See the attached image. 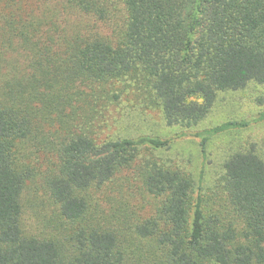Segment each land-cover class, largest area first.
I'll return each mask as SVG.
<instances>
[{"label": "trees", "instance_id": "trees-1", "mask_svg": "<svg viewBox=\"0 0 264 264\" xmlns=\"http://www.w3.org/2000/svg\"><path fill=\"white\" fill-rule=\"evenodd\" d=\"M250 84L264 88V0H0V264H264L257 146L210 191L165 156L263 122L190 132ZM127 90L182 132L104 136ZM30 190L53 211L35 233Z\"/></svg>", "mask_w": 264, "mask_h": 264}, {"label": "rangeland", "instance_id": "rangeland-1", "mask_svg": "<svg viewBox=\"0 0 264 264\" xmlns=\"http://www.w3.org/2000/svg\"><path fill=\"white\" fill-rule=\"evenodd\" d=\"M86 21L90 25L93 24L92 21L85 19ZM130 96L127 90L121 99L105 112L102 119L105 126L107 125L102 128L104 136L132 137L149 134L169 138L182 132L181 127L166 126L158 109H143ZM259 98H264V88L255 84L248 85L242 91L219 93L210 114L190 132L209 128L227 120L255 117L264 111V104L258 102ZM252 143L264 154V121L253 122L248 128L213 137L207 144L205 157L201 154L198 140L192 137L172 143L165 156L179 163L195 180L198 181L201 177L200 182L204 191H210L219 184L225 158L231 152L247 148ZM29 192L27 197L34 204L25 211V226L30 232H40L43 231L46 218L43 215L49 213L50 216L53 212L52 207L41 190Z\"/></svg>", "mask_w": 264, "mask_h": 264}]
</instances>
